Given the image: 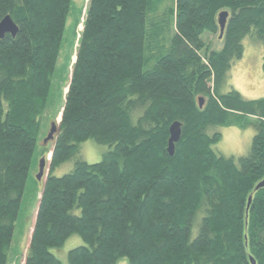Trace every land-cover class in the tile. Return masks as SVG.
<instances>
[{
  "label": "trees",
  "instance_id": "1",
  "mask_svg": "<svg viewBox=\"0 0 264 264\" xmlns=\"http://www.w3.org/2000/svg\"><path fill=\"white\" fill-rule=\"evenodd\" d=\"M70 5L0 0V20L9 15L17 24L14 36L0 38V264L9 261L54 86L53 118L61 113V120L52 148L40 150L52 155L23 264H62L51 248L72 233L84 244L68 251L69 264H115L120 257L129 264H250L251 257L264 264V185L256 188L264 179V97L225 90L243 38L264 42V0H173L168 46L161 15L147 22L152 0H87L57 78ZM204 31L222 46L211 48ZM261 67L264 73V55ZM174 120L181 135L169 155ZM248 123L256 131L237 162L213 150L221 134L210 126ZM88 138L108 145L101 160L76 159L70 171L53 175Z\"/></svg>",
  "mask_w": 264,
  "mask_h": 264
},
{
  "label": "rangeland",
  "instance_id": "2",
  "mask_svg": "<svg viewBox=\"0 0 264 264\" xmlns=\"http://www.w3.org/2000/svg\"><path fill=\"white\" fill-rule=\"evenodd\" d=\"M86 2L87 0H71L69 14L67 16L65 24V32L63 34L62 48L57 63V78L61 75L60 66L63 61L64 54L67 52V49L70 44V30L73 27L72 24H74V20L78 16H80V21H78L75 31L78 32L82 29V14L85 11ZM152 2L154 6L152 9L149 10L147 22L148 24H150L151 19H153L155 16L161 15V20L160 17L158 18V20L161 21V28H159L162 32L161 38H163V41L168 46V40L173 35V27L171 24V20L168 17L167 10L170 6L173 5V0H161V2L160 0H152ZM164 12L165 15L163 17ZM201 37L213 49H219L222 46L223 41L217 36V34H212L207 31H204L201 34ZM242 45V56L240 58L233 59L227 71V86L225 90H228L229 88H234L235 90L240 92L243 97L247 99L264 97V73L261 67L262 57L264 55V42L255 38L252 34H248L243 38ZM155 59L156 56L149 60L148 63H145L144 68L147 69L151 67V65L155 62ZM72 60H74V55L72 56ZM51 98L53 99V104L49 105L46 113L41 119L42 124L41 132L39 134V140L37 141V145L33 153L26 186L21 196L19 211L17 219L15 220L13 241L11 244V253L9 255L8 264H23L25 253L29 245L30 235L38 204V198L40 196L39 190L41 189L45 176L49 171L48 164L50 156H47V153L44 175L41 180L36 179L39 160L41 159V157H43L40 155V150L44 145H46L49 149H51L53 145L52 141H48L45 143L43 139L45 138L48 132L51 122H53L54 119L60 118V113H58L56 117L53 118V113L55 112V110L53 112V107L57 100L56 86L52 88ZM56 106L57 107H55V109L60 107V102H58ZM208 131L209 133H213L216 131L221 134L220 139L213 145H218L220 143L231 145L233 143L239 142L243 146V152H232L230 155L227 156L233 157L234 160L237 162L239 156L244 155L249 151L252 137L256 131V128L252 123H248L243 127L235 125H212L208 128ZM87 141H94L95 145H98L103 149L100 159L96 160L85 158V155L90 150L89 146L86 144ZM108 149L109 147L107 144L98 143L92 138L83 140L79 144L78 154L75 157L57 166L53 170V175L60 176L70 171L73 168L74 161L76 159H81L88 163H95L101 160L103 154L107 152ZM214 151L224 155V153L219 148H216ZM201 216L202 212L198 211L192 225L191 237H194L197 233L198 223L200 221ZM82 244H84V242L81 237L76 233H72L65 239L61 246L51 248V252L61 261L62 264H69L67 261L68 251L71 248Z\"/></svg>",
  "mask_w": 264,
  "mask_h": 264
},
{
  "label": "water",
  "instance_id": "3",
  "mask_svg": "<svg viewBox=\"0 0 264 264\" xmlns=\"http://www.w3.org/2000/svg\"><path fill=\"white\" fill-rule=\"evenodd\" d=\"M227 16H228V12L226 10H223L219 12L218 14L217 21H218V26H219V37H221L223 34ZM16 32H17V24L12 20V18L9 15L5 16L3 19L0 20V38H2L6 33H9L12 36H14ZM74 60H75V57H74ZM198 102H199V106H202V103H203L202 97H198ZM60 120H61V113H60L59 119H55L53 122H51L49 130L45 138L43 139L45 143L48 141L55 142V139H56L55 134L58 130ZM168 133H169V137L167 140L166 149L169 155H173L175 143L179 140L180 135H181V122L179 120L172 121L168 127ZM51 155H52V150L50 152V157H49L50 159H51ZM46 159H47L46 156H43L39 160L38 172L36 174L37 180H41V178L44 175ZM263 185H264V179L258 182V184L256 185V188L261 187ZM250 199L251 197L248 198V203ZM250 264H255V260L252 257L250 258Z\"/></svg>",
  "mask_w": 264,
  "mask_h": 264
},
{
  "label": "clouds",
  "instance_id": "4",
  "mask_svg": "<svg viewBox=\"0 0 264 264\" xmlns=\"http://www.w3.org/2000/svg\"><path fill=\"white\" fill-rule=\"evenodd\" d=\"M86 144L89 146V151L85 155L86 159H100L103 149L99 147L98 145H95L94 141H87ZM213 150L216 148H219L227 157L230 155L232 152H243V146L239 143H233L231 145L225 144V143H220L218 145H213ZM115 264H129V260L127 257H120L116 260Z\"/></svg>",
  "mask_w": 264,
  "mask_h": 264
}]
</instances>
